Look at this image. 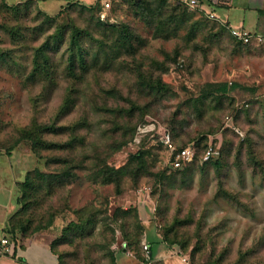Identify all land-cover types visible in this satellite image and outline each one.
I'll return each instance as SVG.
<instances>
[{
    "label": "rangeland",
    "instance_id": "rangeland-1",
    "mask_svg": "<svg viewBox=\"0 0 264 264\" xmlns=\"http://www.w3.org/2000/svg\"><path fill=\"white\" fill-rule=\"evenodd\" d=\"M5 2L0 0V183L13 181L15 207L8 213L18 207L25 172H32L34 185L24 188L20 215L31 220L33 231H19L20 241L50 243L59 264H126L127 255L146 258L144 243L191 264H264V56L256 54L264 55V48L241 44L216 19L177 0H110L98 13L70 4L59 14L45 12L50 18L32 3L10 8ZM160 8L175 9L179 21L171 24ZM152 10L163 22L162 37H154ZM97 18L126 26L137 50L130 54L129 43L116 42L117 28L97 26ZM72 27L92 33L81 41L92 64L83 81L65 73ZM70 91L78 97L66 106ZM80 121L71 132L68 126ZM32 122L48 126L41 133L48 147L42 145L40 155L18 140ZM119 124L130 128L128 139L102 157L119 169L142 155L146 168L138 180L122 176L118 192L76 166L70 181H59V157L86 161L91 143L103 144L106 135L111 149L120 141ZM162 128L170 129L177 147L193 145L195 160L173 168L169 152L151 137ZM74 135H84L83 141ZM209 145L218 151V165L202 161ZM48 182L58 185L50 195ZM91 208L94 217L80 224L79 209Z\"/></svg>",
    "mask_w": 264,
    "mask_h": 264
},
{
    "label": "trees",
    "instance_id": "trees-1",
    "mask_svg": "<svg viewBox=\"0 0 264 264\" xmlns=\"http://www.w3.org/2000/svg\"><path fill=\"white\" fill-rule=\"evenodd\" d=\"M200 1L204 2L203 0H200ZM3 2H5V1H3ZM25 3H30V2L28 0H25L22 2H15V3H13L14 5H11V3H9V4H7V6L10 8L11 7H18L19 6L18 4H25ZM70 4L71 3H68L67 6ZM65 7H62L57 14L61 13V11ZM81 7H84L85 9H87L91 12H95V13H98V9L100 10V8H101L98 5V3H95L92 6H87V7L81 6ZM161 11L165 15V17H167L169 19L171 24L175 23L176 20L179 21V18H178V15H177V12L175 11V9H172V10L167 9V11H165V12L163 9H161ZM38 12L44 13L46 15V17L50 18V16L48 14H46L44 11L38 10ZM152 13H154L155 20H153L152 24L150 22V24L152 25V28L154 30V33H153L154 37H162V36H164V33L162 30L163 22H161V19H159L160 14L157 11L154 12V10H152ZM156 15L159 16L157 19H156ZM51 18L53 19L54 17H51ZM97 19H98V21L100 20L98 23H96L97 26H100L103 24V25L110 26L108 28H113V29L117 28L116 42L120 46H124L125 44H128L130 42V39H129L130 33H129V30L126 26L115 27V26H112L110 23L102 22L103 20H101L100 18H97ZM105 21H107V19ZM222 27L225 30L228 29L223 25H222ZM65 30H66V28L64 29V31ZM71 31H72V36H71L70 42L68 44L69 62H68V66H66L67 70L65 71V73H66V76L72 81H83L86 77L85 73L90 70V67H92V64L89 63L90 59H89L88 55L83 52L84 50H83L81 41H82L84 36H87V35L90 36L92 33L90 31H88L87 29H85V27H80V28L72 27ZM229 32L231 34L230 30H229ZM259 32L264 33L263 31H259ZM231 36H232V34H231ZM234 39L237 40L236 38H234ZM104 41H105L104 39L103 40L98 39L99 43L102 42V44H100V45H103V46L105 43ZM239 42L242 43L241 41H239ZM129 44L131 47L129 53L133 54L137 49L134 50L135 49L133 47L134 45L132 43H129ZM115 49H117V47H114L112 50L114 51ZM102 50H103V47L100 48L99 50H97L95 52V55L102 53ZM38 51L40 53L41 50L38 49ZM42 51H43V49H42ZM39 53H37V54H39ZM43 56H44V54H43ZM46 58H47V56L45 57V59ZM46 61L48 62V59H46ZM91 63H95L94 65L100 64V62L98 60H94ZM144 82H149V78L146 79ZM221 89L223 92H227L229 90L227 83H224L222 85ZM71 94H72V92L70 91L69 95L66 96V99L64 101L66 106H68L69 103L71 104L72 101L74 104V100L78 97V96H71ZM64 106H63V108L66 109L67 107L66 106L64 107ZM83 119H82V123L84 121ZM80 124H81V121H80V123L77 122L75 125L68 126V127H70L71 132L74 133L76 131V129L80 127ZM116 128L120 130V135H119L120 141H115V143L111 145L112 146L111 149L109 148V145H107L108 140H106V139L109 137L107 135H106V139H105L106 141L104 140L103 144H97L98 143L97 141H93V143H91L93 152L90 155H87V156L85 155V158H86V161L88 160L89 157L94 159V161H92V166L88 167L87 164L85 165V162H86L85 160L78 161L77 158H74V159L70 158V159H68L69 160L68 161L67 159L57 157L59 162H60L61 167L56 169L55 174L59 178V181H63V183L66 181H70L71 178L74 176V168L76 166L84 168V169H89L90 171L94 172V176H90V178L91 179L93 178V180L95 182H97V180H99L100 182H102V184L112 183L115 186L116 191H118V192H120L122 190V187H121L122 176L127 175V176H130V178L132 180H138L146 168V161L144 160V157H142V155H140V156L139 155H132V157L128 161L127 165L122 167V168H119V169L111 167L106 162V158L102 157V152H106V149L107 150H115V149L119 148L121 145H123L126 142V140L128 139V137L130 135V131H129L130 128H124L120 124L116 125ZM47 129H48V126H46V127L40 126L39 124L32 122L28 126L24 127L22 129V131H20V135L18 137V140L28 141L32 150L34 151V153L40 155L38 150L41 148V146L43 145L42 147H48L47 145H44L46 143L43 142L42 137H41V133L44 131H47ZM112 129H114V128H112ZM73 139H77L80 142H82L84 139V135L79 136V137L74 135ZM7 153H9V154L11 153V147L7 148ZM0 154H4V153H2V151H0ZM195 157H196V154H195ZM214 158L215 157H211L209 160H206L203 162L215 160L214 164L218 165L219 162L217 161L216 158L215 159ZM35 172H37V171H35ZM31 174H32V172H25L23 181H21V182L18 181V187L20 188V193L18 194V196L16 198L18 207L8 217L6 226L4 227V231H5L4 237L6 239H8V242L13 243V247H14V245L16 246L20 240L21 235L19 234V231L22 233H27V232L29 233L30 231H33V230H30L31 229V223H30L31 220L27 219L28 220V223H27V222H24L23 219L20 217L21 212L23 211V209L25 207V203L23 200L24 196H25L24 188L27 189L30 186L34 187L32 179H31ZM45 176L51 177L49 175H45ZM44 179H45V177H44ZM44 179H42V180H44ZM63 185L64 184L59 185V186H63ZM57 186L58 185L54 184L53 182H50V183L48 182V190L49 191L47 192V194L50 195L51 190ZM42 187H43V185H42ZM79 211H80V213H79L80 215H78V222L80 224H85V223L91 221V219L94 217V215L96 213V210L93 208H91L89 210L79 209ZM71 224H74V222H71ZM37 227H39V226H37ZM51 248L55 252L53 247H51ZM55 253L57 254V252H55ZM138 258H142V257H138ZM112 262L114 263V260H112ZM209 262L212 264H216V262L214 260H210ZM58 264H59V255H58Z\"/></svg>",
    "mask_w": 264,
    "mask_h": 264
},
{
    "label": "crops",
    "instance_id": "crops-1",
    "mask_svg": "<svg viewBox=\"0 0 264 264\" xmlns=\"http://www.w3.org/2000/svg\"><path fill=\"white\" fill-rule=\"evenodd\" d=\"M6 1V0H3ZM25 0H8V3L22 2ZM39 10L46 13L60 10L68 3L81 6H92L95 3L103 9L101 0H28ZM202 9L199 11L207 16L208 12L216 15V20L229 30L233 27L244 28L253 32H264V0H203ZM106 10V9H104ZM261 33V32H260ZM239 41V40H238ZM252 48H264L257 44L241 43ZM255 51V50H253ZM260 56L263 54L256 53ZM9 171H5V174ZM11 177V172L9 173ZM2 181V180H1ZM4 183V182H3ZM13 181L10 179L5 184L0 183V194L5 193V197L0 200V264H58V255L52 250L50 243L39 239L22 238L17 245L13 243L2 244L1 239L5 236L4 227L8 217L13 213H8L9 206L13 204ZM16 183V181H15ZM12 200V202H11ZM17 202V201H16ZM150 254L146 258L136 256H126V264H185L181 254L168 251L163 248L152 250V243L148 244ZM120 258V257H119Z\"/></svg>",
    "mask_w": 264,
    "mask_h": 264
},
{
    "label": "built area",
    "instance_id": "built-area-1",
    "mask_svg": "<svg viewBox=\"0 0 264 264\" xmlns=\"http://www.w3.org/2000/svg\"><path fill=\"white\" fill-rule=\"evenodd\" d=\"M103 9H107L110 6V0H101ZM179 3L189 7L190 9L200 10L202 9V2L200 0H177ZM101 19H107L106 12L100 13ZM207 17L210 19H216V15L212 12L207 13ZM234 38L246 44H257L264 46V33L253 32L244 28L233 27L230 29ZM157 133V134H156ZM156 133H152L151 137L159 144H161L169 152V164L173 168H181L188 163H191L195 159V147L191 144H187L182 147H177L174 143L172 133L168 128H162ZM218 151L209 145L203 152L202 161L209 160L211 157H215ZM2 244L7 246L8 239L3 237L1 239ZM143 249L146 253V257L150 254V248L147 243H144ZM185 264H191L186 256H183Z\"/></svg>",
    "mask_w": 264,
    "mask_h": 264
}]
</instances>
